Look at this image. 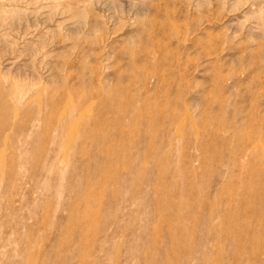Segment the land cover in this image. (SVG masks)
Wrapping results in <instances>:
<instances>
[{
    "label": "rangeland",
    "instance_id": "obj_1",
    "mask_svg": "<svg viewBox=\"0 0 264 264\" xmlns=\"http://www.w3.org/2000/svg\"><path fill=\"white\" fill-rule=\"evenodd\" d=\"M0 264H264V0H0Z\"/></svg>",
    "mask_w": 264,
    "mask_h": 264
}]
</instances>
